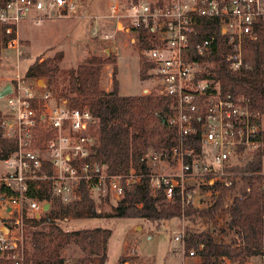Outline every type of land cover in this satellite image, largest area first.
<instances>
[{
    "label": "built area",
    "instance_id": "built-area-1",
    "mask_svg": "<svg viewBox=\"0 0 264 264\" xmlns=\"http://www.w3.org/2000/svg\"><path fill=\"white\" fill-rule=\"evenodd\" d=\"M77 7L75 0H5L0 6V45L2 36L9 37L0 50L11 52L17 63L11 92L4 97L6 108L0 109L2 135L15 142L14 150L0 158L7 169L0 175V260L10 264H32L24 253V222L42 217L44 204L49 209L55 201L73 204L84 190L94 201L115 205L141 180L140 172L132 170L109 174L95 160L96 116L69 106L66 99L19 73L24 52L19 22L69 20ZM108 11V18L122 23L140 63L149 67L153 87L145 89L146 94L170 99L167 119L179 137L166 152L149 150L144 155L150 192L179 200L181 206L209 207L218 194L215 184L228 182L236 176L230 170L233 165L264 148L261 117L244 98L223 96L208 72L220 49L210 27L218 28L230 48L231 68L239 69L243 44L254 40L264 23V0H115ZM89 18L94 38L115 37L116 30L103 28V17ZM140 42L145 47L138 48ZM197 134L200 150L185 148L184 139ZM259 174L264 177L263 171ZM173 236L184 244L183 231ZM188 256L196 257V251L189 250ZM261 259L264 264V249Z\"/></svg>",
    "mask_w": 264,
    "mask_h": 264
},
{
    "label": "trees",
    "instance_id": "trees-1",
    "mask_svg": "<svg viewBox=\"0 0 264 264\" xmlns=\"http://www.w3.org/2000/svg\"><path fill=\"white\" fill-rule=\"evenodd\" d=\"M5 0H0L3 6ZM219 51L212 57L208 69L225 97H242L251 109L261 117L264 127V23H260L254 40L243 44L242 66L232 69L227 60L230 48L223 41L216 26ZM8 36H2L0 49L5 47ZM140 42L138 48L145 47ZM1 51V50H0ZM53 59L39 61L37 58L25 72L26 80L39 79L54 71ZM113 65L112 88H101L103 67ZM143 71L148 65L141 64ZM116 61L113 56L102 58L89 55L76 68L65 73L64 85L57 96L67 100L73 108L88 109L99 120L94 134L98 145L95 160L104 164L109 174L126 173L130 162L139 164L141 180L104 215L97 211L95 201L81 190L78 201L63 205L55 201L39 219L27 218L24 222V253L28 263L65 264L68 260L63 251L72 246L81 249L74 264H109L107 243L111 230L94 227L71 230L68 219H119L134 218L157 227L161 222L184 217L192 226L186 228L183 242L187 251L195 250L200 264H220L223 259L232 264H245L249 258L261 256L264 249V191L261 185L264 148L248 154V159L236 163L230 169L236 173L232 179L215 184L218 194L213 203L204 209L190 205L181 206L179 200L167 201L162 193L153 195L149 190L147 176L150 167L144 155L149 150L166 152L178 140L176 128L167 119L170 99L157 93L140 96H120L116 81ZM1 113V111H0ZM202 142L197 134L184 139L185 148L200 150ZM15 142L2 135L0 127V158L8 156ZM222 222L220 226L217 223ZM203 224L202 229L192 228ZM213 226V231L206 228ZM231 236V237H229ZM227 239V240H226ZM0 264H10L0 260Z\"/></svg>",
    "mask_w": 264,
    "mask_h": 264
},
{
    "label": "rangeland",
    "instance_id": "rangeland-1",
    "mask_svg": "<svg viewBox=\"0 0 264 264\" xmlns=\"http://www.w3.org/2000/svg\"><path fill=\"white\" fill-rule=\"evenodd\" d=\"M115 0H75L77 14L66 20L59 19L47 21L36 25L31 20L19 22V37L23 46V55L19 60V73L25 75L30 64L37 58L39 61L53 59L62 55V59L54 60L55 68L48 76L39 79L27 80L34 82L40 88H48L57 94L59 87L63 86L65 73L82 64L89 55H97L102 58L113 56L116 61V81L118 82V94L120 96H140L146 94L145 89L153 86L148 80L147 71H143L138 60V49L129 44L128 37L122 33L121 22L115 23L108 18L109 5ZM103 17V28L112 33L117 31L115 37L108 41H99L92 36V21L89 17ZM119 25V26H118ZM16 60L14 55L7 51H0V88L15 76ZM113 65L103 67L100 86L102 89L112 88ZM6 108L4 98L0 99V109ZM248 159V156L246 157ZM151 165V164H150ZM151 169H157L151 165ZM165 170V168L160 167ZM129 170L139 173V164L130 162ZM264 172V163H263ZM7 169L0 160V175H5ZM207 202L208 200H203ZM97 211L108 215L112 213L113 204L108 201L95 200ZM203 208V207H202ZM222 222L217 223L220 226ZM192 226L184 217L172 218L160 223H149L134 218L119 219H68V228L71 230L102 227L111 230V236L107 243L109 264H200L199 257L190 258L184 244L174 241L173 232H186V228ZM192 228L202 229L200 222ZM213 231L212 225H207ZM231 237V236H229ZM227 240V239H226ZM68 258V264H74L81 255L78 246H72L63 251ZM220 264H232L223 259ZM245 264H263L261 256L249 258Z\"/></svg>",
    "mask_w": 264,
    "mask_h": 264
},
{
    "label": "water",
    "instance_id": "water-1",
    "mask_svg": "<svg viewBox=\"0 0 264 264\" xmlns=\"http://www.w3.org/2000/svg\"><path fill=\"white\" fill-rule=\"evenodd\" d=\"M119 26V25H118ZM124 31V29L122 30V32ZM11 92V84L10 83H7L5 84L4 86H2L0 88V99L1 98H4L6 95H8L9 93ZM43 210L45 212H47L49 210V204L46 203L44 204V207H43Z\"/></svg>",
    "mask_w": 264,
    "mask_h": 264
},
{
    "label": "crops",
    "instance_id": "crops-1",
    "mask_svg": "<svg viewBox=\"0 0 264 264\" xmlns=\"http://www.w3.org/2000/svg\"><path fill=\"white\" fill-rule=\"evenodd\" d=\"M105 90H106V91H108V89H106V88H105ZM124 264H129V262H127V263H124Z\"/></svg>",
    "mask_w": 264,
    "mask_h": 264
}]
</instances>
